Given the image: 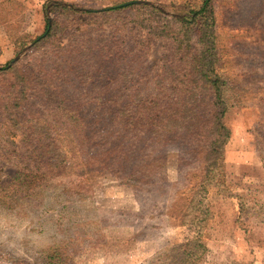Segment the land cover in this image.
<instances>
[{
	"label": "rangeland",
	"instance_id": "1",
	"mask_svg": "<svg viewBox=\"0 0 264 264\" xmlns=\"http://www.w3.org/2000/svg\"><path fill=\"white\" fill-rule=\"evenodd\" d=\"M0 264H264V0H0Z\"/></svg>",
	"mask_w": 264,
	"mask_h": 264
},
{
	"label": "trees",
	"instance_id": "2",
	"mask_svg": "<svg viewBox=\"0 0 264 264\" xmlns=\"http://www.w3.org/2000/svg\"><path fill=\"white\" fill-rule=\"evenodd\" d=\"M208 0H206V2H207ZM121 6H117V7H113V8H110L109 10H114V9H119ZM218 91V90H217ZM218 93V92H217ZM150 118H151V116H150Z\"/></svg>",
	"mask_w": 264,
	"mask_h": 264
}]
</instances>
